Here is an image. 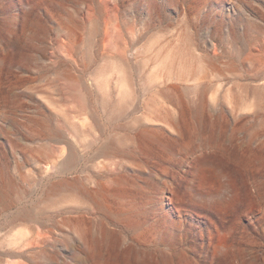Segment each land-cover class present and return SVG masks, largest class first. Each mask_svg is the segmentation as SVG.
I'll list each match as a JSON object with an SVG mask.
<instances>
[{"label": "rangeland", "instance_id": "1", "mask_svg": "<svg viewBox=\"0 0 264 264\" xmlns=\"http://www.w3.org/2000/svg\"><path fill=\"white\" fill-rule=\"evenodd\" d=\"M86 263L264 264V0H0V264Z\"/></svg>", "mask_w": 264, "mask_h": 264}, {"label": "bare ground", "instance_id": "2", "mask_svg": "<svg viewBox=\"0 0 264 264\" xmlns=\"http://www.w3.org/2000/svg\"><path fill=\"white\" fill-rule=\"evenodd\" d=\"M98 26V25H97ZM99 27V26H98ZM99 29V28H98ZM15 42V41H14ZM14 46V45H13ZM17 46V45H16ZM85 91V93L87 94V90H84ZM225 155V154H224ZM226 156V155H225ZM107 157V156H106ZM200 165V164H199ZM197 170V169H196ZM200 170V169H199ZM202 170V169H201ZM197 172V171H196ZM230 177H232V176H230ZM236 182V181H235ZM235 183H234V181L232 180V179H229L228 180V182H227V188H228V191H230V192H234L235 191ZM98 192V191H97ZM170 192V191H169ZM235 196V195H234ZM173 200V199H172ZM84 201V200H83ZM88 201V200H87ZM104 202H105V200H104ZM171 202V201H170ZM169 202V203H170ZM174 203H175V201H174ZM83 205H87V204H83ZM107 205V204H106ZM93 206V205H92ZM169 214V213H168ZM167 216V215H166ZM171 222H169V224H170ZM167 225V224H166ZM220 228V227H219ZM163 229V228H162ZM165 229V228H164ZM168 230V229H167ZM222 230H223V228H222ZM225 230V229H224ZM162 232V231H161ZM214 232V231H213ZM165 234V233H164ZM176 234V233H175ZM212 234V233H211ZM44 235V234H43ZM165 236V235H164ZM218 236V235H217ZM168 237V236H167ZM177 237H179V236H177ZM229 237V236H228ZM233 237V236H232ZM165 238H166V236H165ZM180 238V237H179ZM231 238V237H230ZM83 239V238H82ZM173 239V238H172ZM234 239V238H233ZM135 240V239H134ZM166 240V239H165ZM161 241H162V239H161ZM167 241V240H166ZM165 241V242H166ZM174 241H176V240H174ZM229 241V240H228ZM136 242V241H135ZM134 242V243H135ZM85 243V242H84ZM129 243V242H128ZM127 243V244H128ZM132 243V242H131ZM163 243V242H162ZM168 243V242H167ZM88 244V243H87ZM232 244H233V242H232ZM136 245V244H135ZM158 245V244H157ZM145 246V245H144ZM159 246V245H158ZM220 247H224V244L223 243H221L220 244ZM226 247V246H225ZM95 248V247H94ZM133 248V247H132ZM141 248V247H140ZM145 248H146V246H145ZM161 248V247H160ZM173 248V247H172ZM227 248V247H226ZM97 249V248H96ZM126 249H128V248H126ZM136 249V248H135ZM164 249V248H163ZM128 251V250H127ZM129 251H130V249H129ZM132 251H134V250H132ZM143 251H144V249H143ZM151 251H153V250H151ZM158 251V250H157ZM165 251V250H164ZM169 251V250H168ZM167 251V252H168ZM146 252V251H145ZM222 252V251H221ZM125 253V252H124ZM134 253V252H133ZM143 253V252H142ZM164 253V252H163ZM227 253V252H226ZM135 254V253H134ZM145 254V253H144ZM159 254V253H158ZM83 255V254H82ZM81 255V256H82ZM143 255V254H142ZM164 255V254H163ZM169 255V254H168ZM125 256V255H124ZM127 256V255H126ZM139 256H140V254H139ZM141 257H143V256H141ZM145 257V256H144ZM165 257V256H164ZM168 257H170V256H168ZM81 258V257H80ZM82 258H83V256H82ZM87 258V257H86ZM89 258V257H88ZM96 258V257H95ZM140 258V257H139ZM138 258V259H139ZM163 259V258H162ZM90 262H91V259H90ZM144 262V261H143ZM87 264V263H86Z\"/></svg>", "mask_w": 264, "mask_h": 264}]
</instances>
